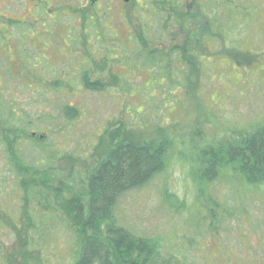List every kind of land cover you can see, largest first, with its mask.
<instances>
[{
	"label": "rangeland",
	"instance_id": "374dc122",
	"mask_svg": "<svg viewBox=\"0 0 264 264\" xmlns=\"http://www.w3.org/2000/svg\"><path fill=\"white\" fill-rule=\"evenodd\" d=\"M242 1L240 5L244 6L250 2ZM251 1L260 5L255 8L251 4L247 11L230 6V16L244 24L245 30L237 29L240 31L236 36L239 32L241 37L228 46L223 33L222 45L216 50L215 43L209 45L206 41L211 32L206 14L197 8L195 13L186 10L185 28H168L167 15L162 13L166 10L164 0H134L128 5L109 0L113 5L107 1L97 12V5L92 8L86 0L77 11H70L72 3L64 0H0V60L10 73L9 83L15 77L14 82L24 88L26 102L40 101L43 92L52 95L46 84L51 86L57 75L74 78V85L69 82L64 92L60 90L62 94L54 92L46 99L51 105L45 115L56 117L58 111L53 106L69 103L82 110L84 116L79 115L67 125L59 121L51 139L55 158L51 159V150L46 151L42 154L45 161H53L52 166L65 173L85 170L105 153L107 132L117 126L126 137L139 141L167 137L172 142L166 170L142 188L121 196L115 210L120 224L131 231L163 237L162 256L171 248L169 239L183 238L185 232L187 236L191 234L187 215H176L165 205V191L191 202L195 183L190 172L199 168L203 149L230 141V137L224 138L229 134L254 132L264 124V0ZM151 11H156L154 25L148 13ZM152 37L154 43L148 40ZM225 38L229 39L227 33ZM15 42L24 48L14 50ZM138 45L151 50L156 46L163 55L173 56L176 63L171 67L177 72L168 66L159 76L135 65L130 53ZM113 46L119 57L114 55ZM57 68L60 73L58 70L57 75L47 74L43 88L37 75ZM85 71L93 81H99L101 90L83 87L81 78ZM168 73L175 74L169 77ZM38 117L35 111L25 108L22 119L34 124ZM29 132L40 134L43 130ZM0 170L5 173L0 185L5 198L0 207L14 220L22 217L20 229L5 223L7 226L0 233V259L5 264H72L76 251L74 235L51 193L32 187L31 192L25 184L20 185L26 176L6 159L0 160ZM231 182L219 179L211 186V192L220 202L227 200L231 206L241 203L247 220L237 224L229 221L220 239L205 241L200 248L211 264H264V184L251 188L244 185L240 189L236 183L233 190ZM238 189L239 193L244 192L239 197L235 194ZM5 200L15 204L11 207ZM192 206L193 211L200 208L199 204ZM3 215L0 211V217ZM195 253L193 260L205 257L200 250ZM200 264H207V260Z\"/></svg>",
	"mask_w": 264,
	"mask_h": 264
},
{
	"label": "trees",
	"instance_id": "16d2710c",
	"mask_svg": "<svg viewBox=\"0 0 264 264\" xmlns=\"http://www.w3.org/2000/svg\"><path fill=\"white\" fill-rule=\"evenodd\" d=\"M242 2V0H217V26L215 29L211 28L206 38L207 42H212L213 45L215 43L216 50L219 44V48L222 45L223 33L228 46L230 41L234 45V42L238 40L235 38L241 37L239 32L236 36L237 31L245 30L244 24L230 16V6L247 11L251 4L255 8L258 4L250 0L244 6L240 5ZM225 33L228 34L229 39L225 38ZM154 39L152 37L148 40L154 43ZM160 50L161 48L156 49V46L152 50L147 46H139L130 53V60L141 68L151 69L153 75H163L168 66L172 72H177L175 67H171L173 63H176L174 59H171L173 56L163 55ZM0 66L5 69L4 61L0 60ZM87 73L85 71L81 78L83 86L90 90H101V87L97 85L99 81H93L92 77L85 75ZM171 74L175 73H168L169 77ZM46 79L44 77L40 79L42 87ZM56 79L51 86L46 84V87L51 88L52 95L43 92L39 97L40 101L26 102V108L39 115L34 124L28 119L24 120L23 127L13 124L14 116L17 117L16 113L14 115L6 105L0 103V156L6 158L4 156L5 130L9 135L7 140L12 145L14 139L16 145L19 144V135L23 131L27 148H24L22 158L17 155L18 146L14 148L16 157H13L11 152L9 161L12 165L16 164L20 173L23 172L24 177L26 176L25 183L18 180L20 185L25 184L26 189L31 192L34 191L32 188L46 189L51 193L58 209L67 217L76 245L72 264H200L203 260L211 264L208 261L209 257L200 248L201 244L205 241L208 243L214 237L220 239V233L226 230L224 226L229 221L237 224L247 220L242 214L245 212L241 203L231 206L227 200L220 202L211 192V186L213 187L219 179L232 181L233 190L236 188V183L240 184V189L244 185L251 188L264 184V124L254 132L229 134L224 138L230 137V141L226 143L221 141L216 145L210 144L203 149L199 168L190 172L192 182L195 183L191 189L193 196L191 202L181 201L176 193L165 191V205L174 210L176 215L182 213L187 215V220L191 221V228H189L191 234L187 236L185 232L183 238H176L175 235L176 237L169 239L171 248L162 256L163 237H150L131 231L124 226L125 224H120L115 210L121 196L142 188L156 175L166 170L173 148L172 142L167 137L158 141H139L126 137L122 128L117 126L107 132L108 147L94 164L75 173L62 172L52 166L53 161H45L42 154L51 150L53 152L51 159H54L56 150L51 139L53 132L59 128V123L73 122L79 115H84L82 110L69 103L53 106V109L58 111L56 117L50 118L45 115L46 109H50L51 105L50 100L46 99L54 96V92L60 93L65 83L60 78ZM65 87L68 88V85ZM63 95L68 99V95ZM33 129H41L43 132L30 134L29 130ZM202 140H205V137ZM29 154H32V157H29ZM2 172L0 170V185L4 177ZM194 189H197L196 193L193 192ZM2 190L0 186V192ZM6 191L5 186L4 192ZM240 192L239 189L235 190L238 197L244 193L241 190ZM4 198L0 193V205ZM36 198L40 199V197ZM193 203L199 204L200 208L193 211ZM190 210L191 213H188ZM0 211L4 214L0 218H6L7 215L1 207ZM43 218L50 220L51 217ZM15 222L10 221L8 226L18 227L19 225ZM179 243H183V246L180 247ZM197 250L205 255L199 261L192 259ZM9 264L12 263L9 262Z\"/></svg>",
	"mask_w": 264,
	"mask_h": 264
},
{
	"label": "flooded vegetation",
	"instance_id": "af4514ba",
	"mask_svg": "<svg viewBox=\"0 0 264 264\" xmlns=\"http://www.w3.org/2000/svg\"><path fill=\"white\" fill-rule=\"evenodd\" d=\"M65 2L68 1L69 3H72L71 8L69 9L70 11H74V10H79L80 8H82V2L84 0H64ZM87 2L90 3V5H92L91 7L94 8L97 5V11H101V9L104 7V3H106L108 1L109 5H113V3L109 2V0H86ZM122 2H124V5H128L130 3H132L134 0H129V1H125V0H121ZM154 1V0H153ZM166 5V10H163L164 15H167L166 21L168 24V28L173 27L175 28L176 26L178 27L177 29H179L181 26H185V11L186 10H190L193 13H195L194 9L197 8V10H199L198 12L201 13L203 12L204 14H206L207 18L209 19L208 23L210 26V30L215 29V27L217 26V16H216V9H217V0H164ZM151 4L155 5L156 3H152ZM84 7H86V4L84 5ZM140 7H145L142 4H140ZM146 7H149V4L147 3ZM109 8V7H106ZM191 8V9H189ZM111 9V8H109ZM196 10V11H197ZM84 11V10H81ZM151 14L152 16V24L154 22L153 19V15H156V11H151L148 12ZM202 14V13H201ZM223 14V13H221ZM164 24V21L163 23ZM166 24V23H165ZM154 25V24H153ZM152 27L150 28H146V31H149ZM18 44V45H17ZM207 44H211V43H207ZM14 50L18 51L20 48H24V46H21L19 43L15 42V44L13 45ZM26 48V46H25ZM114 51V55L119 57V55L117 54V50L116 47L113 46L111 47ZM210 53H212L210 51ZM66 61H62V64H64ZM83 64V62L79 65L78 70L80 69V66ZM0 103L6 105L9 109L13 112V114L17 115V117L12 121L13 124H18V126L23 127L22 125H24V119H22L23 113L25 111L26 108V92L24 90V88L20 87L18 82L16 81V83L14 82L16 80V78L14 77V81L12 83H9V79L8 77L10 76L9 71H7V69L3 68L2 66H0ZM59 70L60 73V68L57 69H53L51 72L48 73H39L40 76L38 80H40L41 78H47V74H53V75H57V71ZM57 78L62 79L66 85L69 86V82H71L72 84L74 83V78H71L70 80L67 79L64 75L60 74L57 75ZM74 85V84H73ZM83 85V84H82ZM75 87V86H74ZM84 87V86H83ZM63 89V90H62ZM67 89V87L65 88H61V90L64 92V90ZM76 90V87H75ZM72 106V105H71ZM5 134H6V138H5V146H4V153H5V159L7 161H9V154L12 152V156L16 157L14 152L17 146L18 149V156L22 158L23 155V151L25 148V138H24V133L23 131L20 132L19 135V144L16 145L15 143V139L13 141V145L11 143H9V141L7 140L9 138L8 132L5 130ZM16 145V146H15ZM4 158L2 156H0V160H3ZM1 174H5L4 172H2ZM4 202V201H2ZM6 202H9L11 207L13 206V204H15V201H10V200H6ZM17 205L19 206L20 202L19 200L16 201ZM19 203V204H18ZM8 218V219H7ZM6 220V222H5ZM10 221H17V224L19 225L18 227L21 228V221H22V217L19 215L17 216L16 220H14L13 217H6V218H1L0 220V233L3 232V230L6 228V226L8 225V223ZM5 223L7 224L6 226ZM16 223V222H15ZM0 256L1 253H0ZM1 258V257H0ZM0 264H5L4 259H0Z\"/></svg>",
	"mask_w": 264,
	"mask_h": 264
},
{
	"label": "water",
	"instance_id": "95a60500",
	"mask_svg": "<svg viewBox=\"0 0 264 264\" xmlns=\"http://www.w3.org/2000/svg\"><path fill=\"white\" fill-rule=\"evenodd\" d=\"M125 1H129V0H125Z\"/></svg>",
	"mask_w": 264,
	"mask_h": 264
}]
</instances>
